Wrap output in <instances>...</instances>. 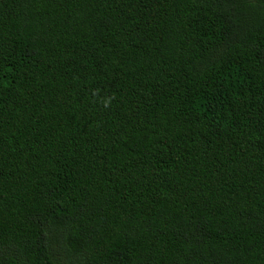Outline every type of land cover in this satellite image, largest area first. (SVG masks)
<instances>
[{
	"label": "trees",
	"instance_id": "16d2710c",
	"mask_svg": "<svg viewBox=\"0 0 264 264\" xmlns=\"http://www.w3.org/2000/svg\"><path fill=\"white\" fill-rule=\"evenodd\" d=\"M0 264H264V0H0Z\"/></svg>",
	"mask_w": 264,
	"mask_h": 264
}]
</instances>
